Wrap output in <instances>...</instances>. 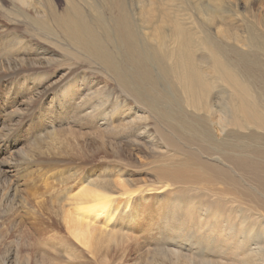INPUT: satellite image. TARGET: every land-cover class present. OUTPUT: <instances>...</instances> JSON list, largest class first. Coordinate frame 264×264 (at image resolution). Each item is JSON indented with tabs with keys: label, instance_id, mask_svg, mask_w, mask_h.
<instances>
[{
	"label": "rangeland",
	"instance_id": "obj_1",
	"mask_svg": "<svg viewBox=\"0 0 264 264\" xmlns=\"http://www.w3.org/2000/svg\"><path fill=\"white\" fill-rule=\"evenodd\" d=\"M40 1L41 10H49L52 18L55 12L64 14L70 0ZM71 1L87 16L95 14L93 5L104 8L101 0ZM123 1L142 39L156 37L161 32L156 28L165 25L167 44L173 53L182 42V30L192 41L196 56L211 60L207 67L214 70L216 60H220L264 108V0ZM3 8L12 9L11 2H4ZM104 12L112 18L118 10ZM13 19L0 15V263L226 264L239 260L251 246L240 249L236 243L241 217L259 212L247 190L234 188L233 196L226 195L225 201L219 192L222 184L156 136L152 117L141 106L128 102L131 98L126 93H115L108 68L82 55L67 33L69 56L61 49L64 41L55 35L49 41L57 46L44 45L43 49L53 50L52 56L59 59L44 65L38 64V58L30 65L25 59L8 61L12 47L8 51L5 46L7 40L13 39L8 31ZM157 47L159 51V42ZM32 53L37 54L35 50ZM24 55L29 58L25 49ZM13 69L19 70L20 76L14 75ZM154 74L159 75L158 68ZM88 80L98 84L99 104L114 101L109 97L114 93L122 98L116 102L119 108H115L111 127H101L98 119L85 117L86 111L77 107L88 92H81ZM205 80L216 84L210 76ZM175 83L177 94L184 97V108L190 114H203L205 104L197 102L195 110L183 95V84ZM221 85L213 89L214 95L221 91ZM136 112L146 115L149 123V137H142L141 142L130 135L129 122L135 119ZM135 121L140 125L139 119ZM242 124L244 128L234 132L264 144V129L245 119ZM183 164L192 170L183 181H175L164 172L166 168L177 171ZM89 190L105 191L106 198L98 199ZM5 196L18 201L14 210ZM223 202L228 205L221 212L216 206ZM77 207H91L84 211L85 220L96 225L90 232V249L88 243L76 242L67 229L69 220L63 213H73ZM18 210L22 213L18 221L26 222L21 229L9 223L12 216L20 213ZM251 233L261 242L263 222L254 225ZM24 235L27 239H23ZM53 247L64 252L56 255Z\"/></svg>",
	"mask_w": 264,
	"mask_h": 264
},
{
	"label": "bare ground",
	"instance_id": "obj_2",
	"mask_svg": "<svg viewBox=\"0 0 264 264\" xmlns=\"http://www.w3.org/2000/svg\"><path fill=\"white\" fill-rule=\"evenodd\" d=\"M8 1L11 2L12 9L3 8L4 2ZM101 1L104 8L99 9V6L95 7L93 5L94 15L87 16L77 3L70 0L64 14L61 15L55 12L53 17L49 18V10L46 12L41 10L40 0H0L1 17H14L11 20V28H8V31L13 34V39L7 40L5 46V50L8 51H10V46L12 47V52L9 53L11 58L8 61L25 59L27 64L30 65L33 60L38 58L41 61L38 64L44 65L59 59L52 56L55 54L53 50L51 52V50L43 49L44 45L57 46L49 41L55 35L64 41V46L61 49L64 51L65 56H69V43L65 36V33H67L69 39L82 55L108 68L113 76L111 81L115 93L121 96H125L124 93H126L131 98V101L128 102L137 107L138 105L141 106L142 110L144 109L152 117L156 136L163 139L170 147L183 152L191 162L197 163L202 169L209 171L215 181L222 184V190L219 192L223 194L225 201L228 198L226 195L233 196L232 190L234 188L247 190V196L254 201L259 212L248 216L242 215L241 226H239L236 235L239 239L236 243L240 249H244L248 244H251V246L242 252L239 260L226 264H264V236L262 235V240L259 242L258 238L249 235L254 234L251 233V230L257 223L263 222L264 226V144L249 141L234 132V129L244 128L242 119L251 124L257 123V128L263 130L264 108L258 103L254 95H250V92L243 88L240 79L231 70L224 67L220 60H216L214 70L207 67V65H211V60L207 61L196 56L191 48L193 47L192 41L182 30L179 31L182 42L177 50L172 53L171 46L167 44L168 36L165 34V25L156 28V30L161 29L156 37L149 36V40H144L134 19L126 13L123 0ZM115 9L118 10V13L112 18H107L104 10L113 11ZM23 28H26L27 31L21 30ZM25 34H27V37H25ZM35 34L37 36H33ZM145 37L148 36L145 35ZM25 38H33V41ZM37 42L41 44H37ZM157 42L160 43L161 47L159 51ZM188 42L191 43L187 46ZM24 49L29 58L24 55ZM32 50L37 52V54H34L36 57L32 56ZM40 51L42 52L40 53ZM40 54L43 56L39 57ZM155 68L159 69L157 77L154 74ZM18 71L15 69L12 73L17 76L19 75ZM208 76L216 79L215 86L205 80V77ZM175 80L183 84V95L193 103L195 110L197 109V102L205 104L203 114H199L197 111L190 114L184 108V97L177 94ZM220 83L222 84L221 91L219 90L218 94L214 95L213 89L220 88ZM94 85L96 83L89 80L82 85L81 92L86 90L88 92L83 96L84 100L77 102V107L82 111H86L84 113L85 117L98 119L101 127H111L116 115L115 108H119V104L116 102H119L122 98L114 93L109 95V97H113L114 101L107 103L108 100H105L99 104L101 92L97 88L98 84ZM96 104L100 106L98 105L99 107L95 108ZM67 108H70V104ZM89 109L92 110L89 111ZM98 109L102 112H98ZM93 111L95 114L92 116ZM135 111H138V109H134ZM13 113L12 116L15 115L14 111ZM218 113L221 115L218 116ZM137 119H139L140 125L135 121ZM147 121L146 115L142 112H136L135 119L129 122L130 135L133 138L136 137L138 142H141L142 137H149V123ZM91 125L95 126L93 122H91ZM186 135H190V138H187ZM56 142H59V139ZM39 156L41 155L39 154ZM164 172L175 181H183L184 177L192 170L183 164L177 171L166 168ZM198 176L200 175L198 174ZM247 180L250 182L247 183ZM88 192L98 196V199L106 198L105 191L89 190ZM15 194L14 192L12 195L15 196ZM6 200L8 199L5 196ZM15 200V198L8 200L9 204L13 206V210L14 205L18 203ZM77 204L78 206L82 205V203ZM227 205L228 203L223 202L218 204L216 208L222 212ZM76 209L73 213H63L64 217L69 220L67 229L76 242L87 246V243L91 241L90 236L92 237L90 232L96 227L84 218L86 216L84 211L90 210L91 207H77ZM10 215L9 217H11ZM21 215V212L15 214L9 223L13 227L21 229L26 224V222L24 224L20 223L23 219H20V222L18 221ZM216 216H223V214ZM11 230L17 231V229ZM23 239H27L26 236ZM35 242L38 241L35 240ZM15 244L17 243L15 242ZM39 246L42 247V245ZM91 247L92 245L88 248ZM176 247L183 249L180 246ZM85 248L87 249V247ZM53 250H55L56 255H61L64 252L62 249L55 247H53ZM175 251L180 252L181 250ZM10 255L8 254V256ZM16 255L18 256V253ZM66 256L69 258L67 254ZM43 257L46 258V255ZM50 259H52V262L55 260ZM55 262L60 263L59 261ZM202 263L206 262L202 261ZM0 264L6 263L2 262Z\"/></svg>",
	"mask_w": 264,
	"mask_h": 264
}]
</instances>
